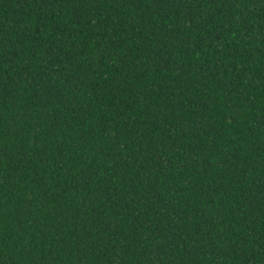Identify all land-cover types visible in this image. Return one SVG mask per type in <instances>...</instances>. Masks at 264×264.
<instances>
[{"label": "trees", "instance_id": "obj_1", "mask_svg": "<svg viewBox=\"0 0 264 264\" xmlns=\"http://www.w3.org/2000/svg\"><path fill=\"white\" fill-rule=\"evenodd\" d=\"M0 264H264V0H0Z\"/></svg>", "mask_w": 264, "mask_h": 264}]
</instances>
